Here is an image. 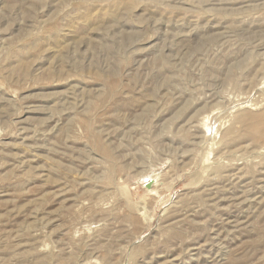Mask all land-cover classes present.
<instances>
[{
	"label": "rangeland",
	"instance_id": "1",
	"mask_svg": "<svg viewBox=\"0 0 264 264\" xmlns=\"http://www.w3.org/2000/svg\"><path fill=\"white\" fill-rule=\"evenodd\" d=\"M0 264H264V0H0Z\"/></svg>",
	"mask_w": 264,
	"mask_h": 264
}]
</instances>
